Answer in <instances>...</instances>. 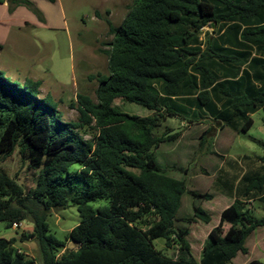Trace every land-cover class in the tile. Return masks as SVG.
Masks as SVG:
<instances>
[{"label": "trees", "instance_id": "1", "mask_svg": "<svg viewBox=\"0 0 264 264\" xmlns=\"http://www.w3.org/2000/svg\"><path fill=\"white\" fill-rule=\"evenodd\" d=\"M134 1L127 20L118 26L108 22L114 51L108 75L97 77L95 101L76 96V121L56 117L48 97L40 98L38 81L16 84L0 74V156L17 149L37 171L33 189L25 193L0 169V222L11 228L29 220L31 232L20 239L36 242L39 264H233L238 252L247 253L244 241L264 226V217L252 218L235 200L221 211L195 260L187 230L174 227L185 184L163 174L153 159V150L178 133L152 132L167 118L187 125L211 119L235 132L251 127L250 114L264 110V0ZM206 26L217 36L202 46L199 33ZM116 98L152 113L119 112L111 106ZM92 123L95 133L85 140L78 130ZM258 160L262 171L243 178V196L264 190V147ZM99 201L106 203L94 207ZM69 206L79 222L58 239L47 217ZM192 217L209 221L199 205L192 207ZM157 238L164 239L165 249L176 245L179 255L156 250ZM15 241L0 237V264H35ZM67 242L75 248L59 254Z\"/></svg>", "mask_w": 264, "mask_h": 264}, {"label": "rangeland", "instance_id": "2", "mask_svg": "<svg viewBox=\"0 0 264 264\" xmlns=\"http://www.w3.org/2000/svg\"><path fill=\"white\" fill-rule=\"evenodd\" d=\"M57 1L62 7V22L53 30L30 28L21 46L22 57L16 59L13 65L17 69H3L0 74L16 84L31 77L39 81L42 89L39 91L40 98L48 97L46 101L54 107L56 117L67 123L78 118V94L96 100L97 77L108 75L107 59L109 54H114L109 45L113 35L108 31V22L118 26L127 20L135 1ZM57 22H60L58 18ZM216 36L215 30L206 26L200 30L199 40L203 46L207 39ZM111 106L119 112L138 117L152 113L141 105L121 98L114 99ZM263 115L262 108L251 113L252 125L246 132H235L211 119L187 125L177 118H167L152 132L154 136L178 133L174 140L163 142L153 150V159L163 174L183 180L185 184L186 192L181 196L174 227L187 230L185 239L195 260L199 259L202 249L208 245V233L218 224L221 211L235 200L252 218L264 217V190L260 194L248 193L245 196L241 191L245 176L257 175L262 171L258 157L262 155L264 147ZM92 127L93 123L78 132L85 140H89L95 133ZM205 130L206 134L200 140L199 136ZM0 169L15 179L25 193L33 189L37 171L28 168L27 159L21 158L17 149L8 157L0 156ZM73 170L78 169L74 167ZM188 191L206 193L210 198L194 199ZM105 203L99 201L93 206ZM198 205L209 216L208 223L192 217V207ZM47 221L50 233L63 239L77 225L79 216L76 208L69 206L62 210H51ZM228 227L224 223L223 231ZM30 232L29 220L11 228H6L0 222V237L14 238L15 248L39 264L36 242L31 238L20 239L22 233L28 235ZM153 246L167 256L175 258L179 255L176 245L165 249L163 238L155 239ZM244 246L247 253L238 252L232 259L233 264H247L254 259L264 264V226L252 231L246 237ZM74 248L75 245L67 242L59 254Z\"/></svg>", "mask_w": 264, "mask_h": 264}, {"label": "crops", "instance_id": "3", "mask_svg": "<svg viewBox=\"0 0 264 264\" xmlns=\"http://www.w3.org/2000/svg\"><path fill=\"white\" fill-rule=\"evenodd\" d=\"M23 1L28 2L30 6L0 0V70L13 68L16 59L22 57L21 46L30 28L53 30L62 22V7L57 0ZM29 79L37 81L32 77ZM39 91H42L40 87Z\"/></svg>", "mask_w": 264, "mask_h": 264}, {"label": "built area", "instance_id": "4", "mask_svg": "<svg viewBox=\"0 0 264 264\" xmlns=\"http://www.w3.org/2000/svg\"><path fill=\"white\" fill-rule=\"evenodd\" d=\"M20 223H21V222H20ZM20 223H18V224H15V225H14V227H16L17 225H19Z\"/></svg>", "mask_w": 264, "mask_h": 264}]
</instances>
